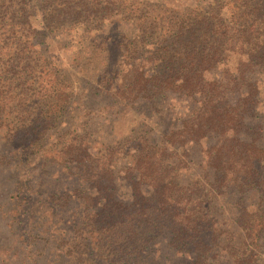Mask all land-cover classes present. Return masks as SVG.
<instances>
[{
	"label": "trees",
	"instance_id": "trees-1",
	"mask_svg": "<svg viewBox=\"0 0 264 264\" xmlns=\"http://www.w3.org/2000/svg\"><path fill=\"white\" fill-rule=\"evenodd\" d=\"M114 17L135 31L106 36ZM49 37L70 39L69 62L51 61L41 41ZM220 66L222 75L209 79ZM258 75L264 76V0H208L182 9L146 0H0V140L19 172L12 216L61 222L75 201L81 206L71 231L55 239V264H157L152 251L168 237L176 252L194 256L192 264H219L221 255L256 264L264 209L251 211L246 195L264 203L263 130L251 126L263 117ZM85 92L89 100H148L156 109L168 94L199 97V105L158 142L151 129L135 131L96 152V113H71ZM53 132L60 135L51 142ZM203 142L202 176L183 183L191 167L182 147ZM36 162L42 169L33 178ZM120 163L131 202L117 198ZM54 165L81 186L31 202L48 189L43 173ZM35 254L14 256L27 262Z\"/></svg>",
	"mask_w": 264,
	"mask_h": 264
},
{
	"label": "rangeland",
	"instance_id": "rangeland-1",
	"mask_svg": "<svg viewBox=\"0 0 264 264\" xmlns=\"http://www.w3.org/2000/svg\"><path fill=\"white\" fill-rule=\"evenodd\" d=\"M208 0H146V3L161 2L167 7L182 9L188 6L203 4ZM40 13L34 17L35 25L39 27L41 22ZM135 25L131 22L122 20L120 17H114L106 23V36L117 37L124 34H129L135 31ZM43 38L44 50L47 49L48 56L55 64L67 63L71 59L72 47L69 45V40L66 38ZM62 39V40H61ZM150 54H145L143 57L144 64L149 73L152 69ZM238 58H234L231 65L235 66ZM223 66H220L208 75L209 79H217L222 75ZM256 79V78H254ZM257 82L261 93L260 104L258 111L263 115L262 118L252 121L251 126L253 130H263L264 143V76L258 75ZM199 97H184L177 94H168L165 100L163 99L157 109L153 108V103L148 100H140L135 103L120 102L109 96H100L95 100H89L87 92L76 102L72 108V115L75 111H82L90 114V111L96 113V125L98 126V133L96 141L94 142V151H98L105 144L116 145L127 137L135 135V131L146 133L151 129L150 137L156 142L162 140L164 135L172 130L181 127L183 121L198 108ZM70 113V114H71ZM148 127H145V126ZM254 126V127H253ZM259 129V130H258ZM134 131V132H133ZM60 132H53L51 142L58 139ZM253 132H251L252 134ZM148 136V135H147ZM99 138V139H98ZM209 145V142H207ZM207 146L203 143H192L182 147V151L186 150L190 155V171L185 174L182 179L183 183H188L198 180L202 176L201 163L203 158V148ZM11 156H7L5 146L0 140V264H55V239L63 237L67 232L71 231V225L74 221L75 215L80 212L81 206L75 203L62 216L64 220H55L52 217L50 221L49 216L43 220L37 219L34 222L28 218L24 213H21L18 218L12 216L10 209L15 204L16 194V174L19 172L15 170L10 163ZM12 160V159H11ZM123 168L125 164H118L117 166V198L125 202L132 201V191L130 184L124 178ZM33 178H36L39 171L42 169V162H36L33 165ZM42 184L46 185L48 189L40 190L44 194L31 196V202L38 197L48 198L51 194L62 191L72 192L74 189L81 186V182L75 177L68 174L67 170L62 166H50L48 170L43 173ZM41 184V185H42ZM37 186V185H36ZM36 188V187H35ZM39 190V189H37ZM150 191V189H147ZM236 196V195H235ZM225 201L223 212L229 211L230 201ZM237 197H234V201ZM247 206L251 211L263 210L264 203L257 194L246 195ZM233 201V200H231ZM27 209H25L26 211ZM27 212V211H26ZM41 215L37 216L38 218ZM36 217V218H37ZM77 217L75 218V220ZM59 230V231H58ZM169 238V237H168ZM168 238L161 240L164 246L155 254L157 257V264H192L194 256L182 255L172 249L168 244ZM153 250L156 251V248ZM24 256L28 253H36L34 261L28 260L22 262L14 256L17 253ZM222 251H218L221 255ZM227 256L221 255L219 264H233L232 260H227ZM159 262V263H158ZM217 264V261L215 262ZM256 264H264V241L259 250V255Z\"/></svg>",
	"mask_w": 264,
	"mask_h": 264
}]
</instances>
